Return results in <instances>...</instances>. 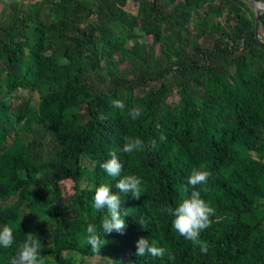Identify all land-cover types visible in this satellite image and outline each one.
Instances as JSON below:
<instances>
[{
	"label": "trees",
	"instance_id": "1",
	"mask_svg": "<svg viewBox=\"0 0 264 264\" xmlns=\"http://www.w3.org/2000/svg\"><path fill=\"white\" fill-rule=\"evenodd\" d=\"M251 6L7 4L0 13V228L12 229L14 243L0 247V264H10L29 232L40 239L46 264H90L95 257L110 264H264V38L256 36ZM258 25L264 27V12ZM138 34L151 44L127 46ZM113 99L125 108H114ZM134 106L142 109L136 120L128 115ZM126 136L141 139L143 151L123 152ZM110 151L123 165L121 177L141 178L138 199L120 193L118 178L100 167ZM194 167L211 173L197 186L214 209L201 233L207 253L161 211L178 205ZM63 181L72 182L68 196ZM102 183L126 209L123 234H103L105 211L92 215L88 208L89 189ZM89 224L105 243L99 253L86 243ZM140 237L175 259L137 256Z\"/></svg>",
	"mask_w": 264,
	"mask_h": 264
},
{
	"label": "clouds",
	"instance_id": "2",
	"mask_svg": "<svg viewBox=\"0 0 264 264\" xmlns=\"http://www.w3.org/2000/svg\"><path fill=\"white\" fill-rule=\"evenodd\" d=\"M111 104L116 109L123 110L125 108V103L121 99H113ZM141 114L142 109L140 106H134L128 111V115L132 120H136ZM124 140L123 152L133 153L143 151L144 143L141 139L126 136ZM108 155L109 159L105 160L100 167L108 176L118 178L115 188L120 193L131 194L133 198L138 199L141 196V178L135 175H124L121 177L123 165L116 151H110ZM210 175L209 171L194 167L187 177V184L181 188V200L178 205L161 209L162 212H166L173 217L172 225L174 229L185 239L191 241L194 246H199L200 250L204 253L208 251V244L201 240V233L210 227L214 209L202 199L201 190H198L197 186L206 185ZM190 188L191 191H189ZM89 190H94L93 200L95 209L97 211L104 210L106 213L101 222L103 234H110L113 231L123 234L126 228L124 216H127V212L124 208L122 210L120 196L113 192L107 184L103 183L99 186L94 185ZM202 190L207 191L206 188ZM86 232V243L90 245L94 253H99L102 245L105 243L97 232L96 226L89 224ZM13 243L14 235L12 229L7 225L0 228V247L10 248ZM41 249L42 244L40 239L29 232L25 234V239L19 244L15 255L10 258V264H46V258L41 254ZM135 254L139 257L151 255L158 258H163L167 255L168 260L175 259L165 247L158 246L155 240L150 242L145 237H140L136 241Z\"/></svg>",
	"mask_w": 264,
	"mask_h": 264
},
{
	"label": "rangeland",
	"instance_id": "3",
	"mask_svg": "<svg viewBox=\"0 0 264 264\" xmlns=\"http://www.w3.org/2000/svg\"><path fill=\"white\" fill-rule=\"evenodd\" d=\"M11 1H17V0H0V13L5 9L6 10V7H7V4ZM20 2H24V3H32V2H35L37 0H19ZM261 8H264V4H259ZM251 9L254 10L253 6H251ZM257 31H258V36L259 37H263L264 38V27L263 26H260L258 25L257 27ZM135 42H138V43H148V44H151L152 42V38L151 37H145V36H141V34H138V38H135L133 39L131 42H128L127 43V46H130L132 43H135ZM157 48V47H156ZM121 68H123V70L126 69V66L123 65L121 66ZM22 95L25 97V98H31L35 101H37V97L35 94H30L28 91H23L22 92ZM175 100V97L171 96L169 98V102ZM85 183L82 182L81 183V186H83ZM61 186H62V189H63V193L64 195L68 196L71 191H72V182L71 181H63L61 183ZM88 208L89 210L91 211L92 215H95L98 211L95 209L94 207V203H90L88 205ZM87 261L90 263V264H110V259L109 260H105V259H100L98 257H95V258H91V259H87Z\"/></svg>",
	"mask_w": 264,
	"mask_h": 264
},
{
	"label": "water",
	"instance_id": "4",
	"mask_svg": "<svg viewBox=\"0 0 264 264\" xmlns=\"http://www.w3.org/2000/svg\"><path fill=\"white\" fill-rule=\"evenodd\" d=\"M250 2V4L253 6L254 8V12H255V33L256 36H258V31H257V27H258V17H259V13L264 12V8H261L259 4H264L263 2H259L256 0H248Z\"/></svg>",
	"mask_w": 264,
	"mask_h": 264
}]
</instances>
